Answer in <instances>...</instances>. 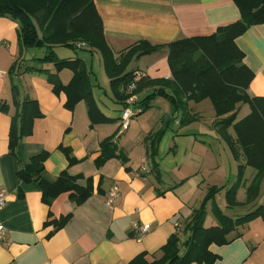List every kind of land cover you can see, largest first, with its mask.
Listing matches in <instances>:
<instances>
[{"label": "crops", "instance_id": "obj_1", "mask_svg": "<svg viewBox=\"0 0 264 264\" xmlns=\"http://www.w3.org/2000/svg\"><path fill=\"white\" fill-rule=\"evenodd\" d=\"M92 2L104 48L56 46L44 62L34 59L45 48H23L18 24L0 16V192L7 200L0 264H131L140 255L149 264L168 260L172 240L178 257L188 243L198 245L200 260L183 264H264L260 216L234 225L225 243L199 238L193 220L210 189L220 191L205 202L202 229L219 225L218 212L243 217L235 209L260 198L259 206L264 196H247L254 171L246 168L239 181L241 161L216 127L210 100H174L168 63L171 43L236 23L238 7L232 0ZM141 42L156 49L140 54L133 47ZM234 44L251 74L247 95L264 98V24ZM134 71L146 75L138 101L147 108L122 130L112 80ZM36 157L43 158L39 173L31 167ZM144 158L151 171L141 175ZM113 185L119 198L107 207ZM132 223L150 229L138 239Z\"/></svg>", "mask_w": 264, "mask_h": 264}, {"label": "trees", "instance_id": "obj_2", "mask_svg": "<svg viewBox=\"0 0 264 264\" xmlns=\"http://www.w3.org/2000/svg\"><path fill=\"white\" fill-rule=\"evenodd\" d=\"M232 1L240 11L239 21L219 28L210 36L171 43L168 47V63L175 87L173 98L178 104L182 97H188L193 102L210 100L217 118L216 127H219V132L226 137L233 158L241 161L239 181L246 168L254 171V177L247 188V196L255 200L260 193L261 183L264 182V98H250L247 95L246 89L251 74L241 65V54L235 47L234 39L250 26L264 24V0ZM0 16H7L18 24V38L23 48H45V54L39 59H34L40 62L53 60L52 48L56 46L76 49L75 43L83 42L86 47L104 48L102 22L92 0H0ZM133 48L140 54H149L156 49L146 42H141ZM133 53L136 54L135 51ZM67 63L61 61L58 64ZM136 72L141 71L124 74L112 80V85L121 95L122 104L125 99L124 91ZM145 80L146 75L136 83L137 95ZM241 105H248L250 112L244 119L236 122ZM146 106L138 101L142 112L146 110ZM230 129L234 134L233 138L227 135ZM42 161V157L32 160L31 167L34 172L39 173L42 170ZM219 191L220 189L216 188L208 191L193 220L200 231V240L216 244L226 242L225 235L235 227L234 225L242 226L258 216L264 218V206L235 221L226 219L218 212L216 216L220 221L219 225L202 229L200 222L204 215L205 202ZM234 195V191L230 192L229 205H232ZM195 240L197 237L193 242ZM175 249L172 240L164 248L168 260L153 261L149 264H183L200 260L196 255L198 245L194 243H188L187 251L182 257L176 255ZM131 264L148 263L140 255Z\"/></svg>", "mask_w": 264, "mask_h": 264}, {"label": "built area", "instance_id": "obj_3", "mask_svg": "<svg viewBox=\"0 0 264 264\" xmlns=\"http://www.w3.org/2000/svg\"><path fill=\"white\" fill-rule=\"evenodd\" d=\"M76 49H82L85 48L86 45L83 42H77L75 43ZM144 73L142 72H136L133 75L132 82L128 84L124 91L125 99L122 104V110L120 113L119 122L121 125V129L125 130L129 125L131 120H133L135 117L141 114L142 110L138 107V95L136 93V83L140 81L144 77ZM150 173V167L147 159H143L142 162L139 165L138 174H149ZM119 198V189L116 185H113L107 195L106 198V206L112 207L115 205L116 201ZM6 195L4 192H0V213L6 206ZM131 229L134 233L137 234L138 239H141L144 237V235L149 231L150 225L144 224L139 225L138 223H132ZM6 239V229L5 227L0 223V244Z\"/></svg>", "mask_w": 264, "mask_h": 264}, {"label": "rangeland", "instance_id": "obj_4", "mask_svg": "<svg viewBox=\"0 0 264 264\" xmlns=\"http://www.w3.org/2000/svg\"><path fill=\"white\" fill-rule=\"evenodd\" d=\"M260 7V6H259ZM249 112H250V110H249V107L247 106V105H241L240 107H239V110H238V112H237V116H236V122H238V121H241L242 119H244L248 114H249ZM136 118V117H135ZM134 118V119H135ZM132 121V120H131ZM131 123V122H130ZM231 132H232V130H230ZM264 196V191H261L260 193H259V195H258V198L260 197V196ZM222 196V195H221ZM223 197V196H222ZM262 198V197H261ZM260 199V198H259ZM258 199V200H259ZM258 200L256 201V204H252V208H250V209H247V210H244V209H240V208H238V209H235V211H237V212H239V213H237L239 216H245V215H247V214H252V213H254V212H256V210L257 209H259L260 207H261V205H264V201H261V205H257L258 204ZM243 208V207H242ZM234 210V209H233ZM211 216V214H210V212H209V218H211L210 217ZM262 217H264V216H262ZM208 223H209V220L207 221Z\"/></svg>", "mask_w": 264, "mask_h": 264}]
</instances>
